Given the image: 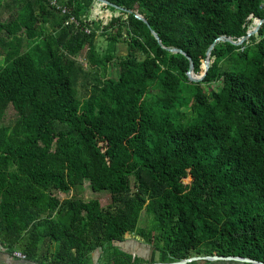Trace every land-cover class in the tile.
Returning a JSON list of instances; mask_svg holds the SVG:
<instances>
[{"label":"trees","instance_id":"trees-1","mask_svg":"<svg viewBox=\"0 0 264 264\" xmlns=\"http://www.w3.org/2000/svg\"><path fill=\"white\" fill-rule=\"evenodd\" d=\"M18 1L0 21V242L40 263L89 264L134 234L150 246L144 264H264V23L240 45L216 42L198 82L165 49L199 78L209 45L245 36L264 0H107L122 11L102 5L119 12L106 24L89 22L95 0H54L66 13ZM84 182L110 202L53 194Z\"/></svg>","mask_w":264,"mask_h":264},{"label":"rangeland","instance_id":"rangeland-1","mask_svg":"<svg viewBox=\"0 0 264 264\" xmlns=\"http://www.w3.org/2000/svg\"><path fill=\"white\" fill-rule=\"evenodd\" d=\"M96 4L98 8V11L94 12L93 9H91V18L93 16V18H96L95 21L99 22L102 21V24L107 23V21L111 18V16H117L119 15V12L117 11H111L110 9H105L102 7L103 4H101L100 2L96 1L93 3V5ZM92 5V8H93ZM19 12V1L18 0H0V21H8L14 18V16ZM253 23V22H252ZM249 26L248 29H250ZM96 45L98 48V52L100 51H104L106 49L107 46V42L105 40H103L100 37L96 38ZM127 53V46L126 44L120 43L117 46V54L122 55V54H126ZM2 59V56H0V61ZM77 60L80 64H83L84 67L87 68V63H86V58H85V50L82 51L81 55L77 57ZM77 90L80 96H85L87 89L85 88V86H83V84L79 83L77 85ZM5 119H9L12 117V111L11 109H7L6 110V114H5ZM53 194L55 195V197L58 200H62V199H66V198H75V199H81L82 201H88L91 199H96L98 201V203L100 205H105L108 202H110V196L107 192H93L90 189V186L87 182H84L82 185L76 187V188H72L70 189L68 192H53ZM150 222V217L146 214V211L143 210L141 212L140 215V219L138 222V227H144L146 225H148ZM56 247V244H52L51 247L49 248L50 251L54 250V248ZM108 257L107 255H105V258ZM117 258L120 261H123L124 258H128L126 255L121 254L119 251L116 252V254L114 256H110V260H105L104 263L106 264L107 262L110 263L112 258ZM157 261V257H155V255L153 256V261ZM148 261H150V259H148ZM130 262H134V260L130 259ZM116 264V262H114ZM202 264H227L226 262H210L208 261V263H203L200 262Z\"/></svg>","mask_w":264,"mask_h":264},{"label":"crops","instance_id":"crops-1","mask_svg":"<svg viewBox=\"0 0 264 264\" xmlns=\"http://www.w3.org/2000/svg\"><path fill=\"white\" fill-rule=\"evenodd\" d=\"M140 237L134 234H127L121 241L110 242L104 250L97 249L91 253V260L89 264H105V260H110V256H114L116 252L129 257V260H134L135 263L144 264L150 257L149 245ZM19 251L17 249L10 251L0 242V264H51L40 263L36 259L21 258L13 253ZM105 255L108 257L105 258ZM158 255L155 254V257ZM112 260V259H111ZM156 262V260L154 261ZM106 264H115L113 261Z\"/></svg>","mask_w":264,"mask_h":264},{"label":"water","instance_id":"water-1","mask_svg":"<svg viewBox=\"0 0 264 264\" xmlns=\"http://www.w3.org/2000/svg\"><path fill=\"white\" fill-rule=\"evenodd\" d=\"M98 2H100L101 4H106V5H109V6H112V7H115L118 11H122L121 9H119L118 7H116L115 5L109 3L107 0H96ZM125 13H129V11H126V10H123ZM134 18L136 20H138L139 22H141L142 24H144L146 27H147V24L145 22V20L142 18V16L140 15H135ZM264 23V20H255L253 23H252V29H248L247 32H246V35L243 36V37H240L238 40L234 41L232 40L231 38L229 37H226V36H220L218 38H216L210 45L209 47L207 48L206 50V58H205V61H204V71H203V74L201 77L199 78H196L194 77L193 75V64L190 60V58L184 54L181 50L179 49H175V48H165L166 50H168L170 53H173V54H176V53H180L182 55H184L187 60L189 61V69L187 71V76L189 78V80H192V81H195V82H198L200 80L203 79V77L205 76L210 64H209V53L213 47V45L216 43V42H227L231 45H240L243 41H246L248 40V38L252 35H257V32L258 30H260L262 24ZM150 34L151 36L154 38V40L156 41L157 44L160 45V41L157 37V35L154 33V32H151L150 31ZM199 260H207V261H210V262H226L227 264H232V263H236V264H244V263H251V264H263V263H260V262H256L252 259H248V258H241V257H223V256H208V257H191V258H187V259H184L182 261H177V262H174V263H163V264H188V263H191L193 261H199ZM152 264H161V263H152Z\"/></svg>","mask_w":264,"mask_h":264},{"label":"built area","instance_id":"built-area-1","mask_svg":"<svg viewBox=\"0 0 264 264\" xmlns=\"http://www.w3.org/2000/svg\"><path fill=\"white\" fill-rule=\"evenodd\" d=\"M50 4L53 5L56 9H58L61 13H66V12H67V8H66L65 6H60V5L57 4L54 0H50ZM91 20H96V18H93V16H92V18H91V16H90L89 22H90ZM71 22H75V20H74L73 18H70L69 21L66 22V24H67V23H71ZM105 24H106V23H105ZM85 32L88 33L89 30L86 29ZM13 254H14V255H17V256H19V257H21V258H25V255H24L23 253H21L20 251H15Z\"/></svg>","mask_w":264,"mask_h":264}]
</instances>
